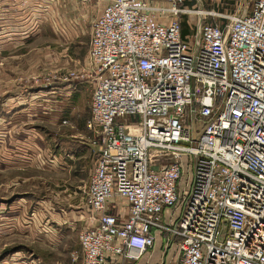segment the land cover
<instances>
[{"label": "built area", "instance_id": "1", "mask_svg": "<svg viewBox=\"0 0 264 264\" xmlns=\"http://www.w3.org/2000/svg\"><path fill=\"white\" fill-rule=\"evenodd\" d=\"M251 3L219 22L186 0H107L95 16L85 199L97 217L78 231V264L133 261L157 234L176 264H264V0ZM116 197L122 214L108 211Z\"/></svg>", "mask_w": 264, "mask_h": 264}, {"label": "crops", "instance_id": "2", "mask_svg": "<svg viewBox=\"0 0 264 264\" xmlns=\"http://www.w3.org/2000/svg\"><path fill=\"white\" fill-rule=\"evenodd\" d=\"M106 2L107 0H0V91H10L0 107L1 113L4 114L2 127L0 126L1 169H6L11 174L17 171L24 175L28 172L25 168L35 165L39 157L38 153L41 150L39 147L42 144L35 131L36 124L31 122L39 115L37 100L40 94L32 89V86L19 85L20 81L17 77L31 71L30 68L37 63L39 59L34 58L36 50L42 55L46 52L44 33L47 27L53 28L58 41L66 43L65 47L70 43H77L85 33H88L89 40L91 23ZM182 27L183 35L190 33L191 29L187 24ZM32 41H38L40 46L36 47ZM35 44L37 45L36 42ZM88 49L89 42L82 54L72 57L71 60L67 59L64 63L67 65L71 61L75 66L86 67L81 80L74 83L75 88L72 89L75 92H79L81 86L87 87L86 85H91L94 81V73L89 69ZM74 84L68 82V87L65 86L59 96L69 94L72 90L69 88ZM41 93L49 95L48 91ZM61 137L65 141L88 148L97 156L90 138H74L67 134ZM26 203V201L13 203L7 198L1 200L0 245H5L4 238L9 235H7L10 224L8 220L16 221L19 217L23 218L30 207ZM38 207L39 204L34 205L30 216L25 215L23 219L28 223L23 228L31 242L40 241L44 247L38 251L32 248L36 252L35 255L30 253V255L2 257L0 264H78L82 252L78 243V234L73 232L77 220L72 219V216L63 215L60 207L53 209V218H47L45 206L43 211ZM107 208L113 213L122 214L126 211L124 200L119 197L110 199ZM168 217L169 213L166 210L163 218L168 221ZM164 239L165 235L157 234L153 246L142 252L138 258L130 261L118 257L111 264H176L178 246L174 242L165 245ZM72 243H77L80 248L76 262L70 259V253H68Z\"/></svg>", "mask_w": 264, "mask_h": 264}, {"label": "rangeland", "instance_id": "3", "mask_svg": "<svg viewBox=\"0 0 264 264\" xmlns=\"http://www.w3.org/2000/svg\"><path fill=\"white\" fill-rule=\"evenodd\" d=\"M186 2L193 10L206 14L202 16L201 21L216 22L220 21L219 13L232 12L238 8L249 10L252 5L251 0H186ZM182 18L185 19L189 28L195 27L198 22V15L195 12L183 15ZM35 42L33 44L39 47V42ZM44 42L46 45L44 55L36 50L34 58L39 59L37 63L30 68L31 71L17 77V80L20 81L19 85L32 86V89L37 90L40 94L37 100L39 115L34 117L31 123L35 122L36 124L35 131L42 144L39 147L41 150L38 153L36 164L25 168L28 172H24L27 174H19L17 171L11 174L6 169L0 168V202L5 198L13 203L26 201L30 207L29 210H26L23 218L30 216L31 210L37 204L41 211L45 206L47 218H53V209L60 207L62 208L60 212L63 215L72 216V219L77 220L73 232L78 234L80 229L94 224L97 217V212L85 199L88 178L96 154L84 146L65 141L61 136L67 134L74 138H92L90 130L86 126V119L89 117V101L94 81L91 82V85H86L87 87L81 86L79 92L73 91L72 88H75L76 82L81 80L86 67L84 65L75 66L69 61L72 57L82 54L88 47V33H85L77 43H70L65 47L66 43L58 41L56 34L53 33V28L47 27L44 33ZM67 59L69 62L66 65L64 63ZM89 69L94 73L90 59ZM68 82L75 83L69 88L72 89L71 92L65 96H59L60 91H63L65 86L68 87ZM42 91H48L49 95H43ZM9 92L8 90L0 91V107ZM51 94L54 96H50ZM2 115L4 114L0 110L1 127L3 124ZM126 126L128 127V125ZM23 218L19 217L16 221L15 219L8 220L10 224L7 235H9L4 238L5 245H0V258L11 255H30V253L35 255L36 252L32 248L38 251L44 247L40 241L38 243L30 241L23 228L28 222ZM1 227L2 223H0ZM78 252H80L78 244L72 243L68 253H70V259L73 262L77 260L75 261L72 255L74 253L77 255Z\"/></svg>", "mask_w": 264, "mask_h": 264}, {"label": "trees", "instance_id": "4", "mask_svg": "<svg viewBox=\"0 0 264 264\" xmlns=\"http://www.w3.org/2000/svg\"><path fill=\"white\" fill-rule=\"evenodd\" d=\"M186 24H187L186 21H184V20L182 19V26H183V25H186ZM181 32L184 33L183 27H182Z\"/></svg>", "mask_w": 264, "mask_h": 264}]
</instances>
